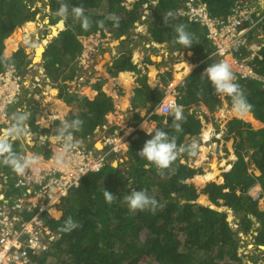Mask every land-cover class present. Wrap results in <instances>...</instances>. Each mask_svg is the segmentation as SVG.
Returning <instances> with one entry per match:
<instances>
[{
    "label": "trees",
    "instance_id": "obj_1",
    "mask_svg": "<svg viewBox=\"0 0 264 264\" xmlns=\"http://www.w3.org/2000/svg\"><path fill=\"white\" fill-rule=\"evenodd\" d=\"M152 1L154 5H151ZM201 1L206 2L213 16L224 18L235 0ZM61 2L69 6L66 20L58 15ZM143 4H148L149 17L154 19L147 28L150 40L166 43L171 51H191V62L200 63L177 89V104L183 106L186 117V121L182 123V131L176 132L171 127L173 117L169 113H150L163 97V89L149 87L145 84V76L139 78L140 88L134 92L135 97L130 104L132 109L147 107V114L150 113L148 118L155 124L154 129H162L169 136H174L179 147L190 146V141H186L185 136L198 141L202 128L199 115L191 108L202 104L209 112H213L221 103V98L217 97L211 82L206 77H201L211 64L207 57L213 51L212 45L205 38L206 30L182 18L173 17L172 12L179 6V0H135L131 9L124 6V0H49V24H55L63 18L65 27L43 51V72L49 81L56 82L58 75L65 68L71 67L72 73L63 81L71 80L77 73L75 63L82 50L80 38L98 31L103 34V29L113 33L117 39L128 34L135 22L140 21V8ZM73 6L83 7L91 22L88 30L83 29L81 23L72 18ZM38 12V7L32 9L31 0H0V74L10 65L21 73L31 63L23 47L15 51L18 41L9 42L7 53L12 50L14 52L10 56L6 55L7 57L3 55V45L16 28L33 20ZM109 14L119 17L118 27L113 21L106 19ZM164 17H168L167 25ZM100 21L104 23L101 25ZM33 24L28 22L27 26ZM179 24L185 25L186 30L193 35V45L190 48H183V45L175 42V26ZM244 55L245 52L237 57ZM259 55L261 58L254 57L251 64L257 76L264 80V45ZM130 59V49L121 52L108 68L109 75L114 77L119 72L129 70L138 72L137 66ZM166 75L170 78V72ZM120 76L122 82L129 83L125 73ZM261 79L237 77L236 82L252 107L245 113V117H234L227 123L223 139L232 140L235 159L229 170L221 173L223 183L210 182L202 190L215 208L198 204V192L192 183L187 182L192 175L201 174L202 170L192 168L181 160L186 161L197 152L194 155L181 152L172 169L161 175L154 166L145 169L147 161L138 153L151 136L136 130L135 136L129 138L124 156L109 153L101 169L86 173L79 181V187L70 188L66 197L56 206L61 212L58 218L44 213V224L59 237L49 241L48 249L35 257L31 264H243L238 256V248L241 246L239 233L248 236L255 232L253 244L257 247L264 245V210L258 208L259 198L264 197V127L254 129L250 126L264 125V88ZM61 81L57 84L58 98L68 106L76 105L78 108L76 113L70 112L65 119L71 121L79 117L83 120L82 130L76 132L75 137L88 139L106 124V114L114 109L112 98L99 85L96 88L97 94L90 100L86 96L69 92L67 88L64 90ZM226 100L232 106L231 98L226 96ZM23 104L24 101L20 100L21 107ZM12 109L13 105L8 107L9 111ZM26 109L31 113L28 123L32 132L56 137L61 120L53 121L51 130L44 129L35 123L36 107ZM141 120L142 118L137 123ZM2 126L4 125H0V129ZM203 130V135L207 138V128ZM111 131L112 129L109 130ZM24 145L35 149L36 154L44 157H49L52 153L50 142L37 148ZM13 147L22 153L26 149L19 140L13 142ZM113 159L122 161H118L117 166H112ZM249 166H253L258 175L249 171ZM13 173L10 167L0 166V174L7 176L8 181ZM255 185L260 187L258 197L248 193ZM13 186L10 185L5 192L7 197L20 192ZM105 189L116 196V201L111 205L105 202ZM133 189L145 190L148 195L155 197L163 205L162 210L157 209L154 214L150 211L131 212L123 197ZM227 210L235 216L238 224L235 230L228 220ZM69 216L82 227L71 233L58 231ZM255 222L258 223L256 228Z\"/></svg>",
    "mask_w": 264,
    "mask_h": 264
},
{
    "label": "built area",
    "instance_id": "obj_2",
    "mask_svg": "<svg viewBox=\"0 0 264 264\" xmlns=\"http://www.w3.org/2000/svg\"><path fill=\"white\" fill-rule=\"evenodd\" d=\"M147 7V4H144ZM258 0H235L224 18L213 16L206 2L201 0H179V6L172 12L174 18L203 27L206 30L205 38L213 47L207 57L209 61L226 60L239 78H258L253 70L251 61L264 45V31L261 41L257 45L252 43L254 31L264 21V14L259 13ZM255 15V16H254ZM142 16L141 19H144ZM245 55L237 57V55ZM259 57V56H258ZM31 69V64L27 66ZM44 77L42 70L32 75V86L40 84ZM41 78V79H40ZM24 79L17 68L10 65L0 74V125H10V111L25 85ZM262 87L264 88V80ZM177 85L169 81L164 87V97L156 105L160 114H168L170 103H177ZM47 120L59 119V116L50 112ZM136 129V128H135ZM129 135L121 130L107 132L102 135V147L84 145L80 142L73 153L75 160L70 168L57 167L55 154L59 151L58 142L53 143L49 157L36 154L25 149L26 154L36 155L41 161L40 171L28 177H20L15 173L7 176L0 174V264H31L33 259L49 247V241L59 237L44 224L43 215L52 216L54 206L66 197L72 187H76L85 173L97 172L92 169H101L109 153H122L126 150L125 141ZM207 139V138H206ZM205 140V139H203ZM208 140V139H207ZM79 141V140H78ZM125 147V148H124ZM30 174V173H29ZM18 188V194L7 197L5 192L10 185Z\"/></svg>",
    "mask_w": 264,
    "mask_h": 264
},
{
    "label": "rangeland",
    "instance_id": "obj_3",
    "mask_svg": "<svg viewBox=\"0 0 264 264\" xmlns=\"http://www.w3.org/2000/svg\"><path fill=\"white\" fill-rule=\"evenodd\" d=\"M31 1H32V9H34L35 7L39 8V12L36 15V17L33 20L28 21V22H33L34 24L32 26H27L28 22H26L23 25H21L20 27L16 28L9 35L8 39H6V42H4V45H3L4 46L3 47V55L5 57H7V56H10L14 52V50H12L11 52L7 53L9 50V42L18 41L17 47L15 48V51L19 47H23L25 49L26 54H28L27 59H31L30 64H31L32 70H28L27 67H25L24 70L21 72V76L24 79L23 81L25 82V85L23 86L16 102L13 103V109L10 111V114L12 116L13 113H15L19 110L28 111L26 109L27 107L35 106L37 109L36 114L39 113L41 115V117H45L44 119H46L47 115L50 114V110H49V108H47L46 104H45V106L40 105L41 101H43V100L38 95V93H40L41 90L45 91L44 88H47L49 86L50 89H49V87L47 89H49V91L51 89H54L55 92L51 93V94L49 92L48 95L55 96L59 92V88H58L57 84H59L58 82L60 80H62L60 84L61 85L64 84L65 86L63 85V87H64V90H66V88L68 87L67 85L70 84V82H68V81H70V79L65 80V81H63V80L65 78H67L72 73L73 69L71 67L65 68L64 71L60 75H58L56 82H51V81H49L48 78H46V75L43 72V68H42V54H43V52H41L39 59L35 60V50L39 46H42L41 51H44L47 44L56 37V35L58 34L59 31L64 29L65 21L62 18L60 21H58L55 24H49V19L47 17V15L49 14V5H48L49 0H31ZM129 1L130 2H128L127 0H124V6L127 9H131V7L133 5V1H135V0H132V1L129 0ZM153 2H150L151 5H154ZM258 2H259V7L261 4V8L259 9L260 11H258V12L261 13L262 11H264V0H258ZM147 6H148V4H147ZM140 11L142 12L141 18H142V16H145V18L144 19L140 18V21L137 20V22H135L134 27L128 32V34L121 36V38L117 39V38H115V36H112L110 34H106V32H107L106 29H103V34H101L98 31L97 33L92 34V35H90L84 39L81 37L80 42H81L82 50L84 49L82 41L86 42L88 38L93 39V41L91 40V41H88V43H85L87 46H90L88 50H90L92 52V55L89 53L87 54L88 60L90 59V61H91L93 58H95L94 56H96L95 59L98 58L101 61L99 62L98 60H94V59L92 61H94L95 63H96V61H98L100 63L99 65H102V67L106 68V67H109V65H108V61H109V57H110L109 54H111V52L114 50V48L118 47L119 52H120V50H121V52H123V51H126L128 49H130V51H131L132 46H130V45L132 42H134L133 44H135L137 46V48H143V44H145V42H149V40H150V36L147 33L146 28H148L154 22L153 21L154 19H151L149 17L150 16L149 7H145L144 4L140 8ZM93 12H94V10H93ZM262 20L260 23L261 26L258 28V30L254 31V34L252 36V43H255V45H257L259 40H261V35L263 32V26H264V21H262ZM17 32L20 33L19 39L16 37ZM24 35L27 36L25 39H24ZM91 46L93 48H91ZM120 46H121V48H120ZM151 49H152V47L148 48L147 51L145 52V55L150 56L149 58H152L153 60H156V61L159 60L160 56L157 57V59H156V55H157L156 53L158 52V50H157L158 48H156V49L153 48L155 51L151 50ZM159 49L168 50V47L166 44L162 43V45L159 46ZM82 50H81V53H82ZM156 50H157V52H156ZM94 53H95V55H94ZM106 53H108V54H106ZM182 53H183V56H185V58H189L192 55L190 53V51L189 52H182ZM106 55H108V56L105 57ZM80 57L81 56H79L77 58V60H79ZM169 58L171 60L172 57H169ZM216 62H217L216 59L211 60V64L216 63ZM71 66H72V64H71ZM91 67H92L91 69H93L92 64H91ZM40 69L42 70V72L44 74V77L42 78V80H40V85L42 86V89H41V87H38V86H36V87L32 86V75L38 74V71H40ZM75 69L78 72L74 76L77 77V75H78V78L82 77L81 72H80L81 71L80 67H79V69H77V66L75 65ZM91 69L88 68L87 73H85V75L83 76V79L81 78L82 79L81 84L86 85V87L89 86V81H90V77H91L90 75L93 74L92 72H90ZM188 70L189 69H186L185 72H188ZM180 76H181V74L177 73L173 77L174 81L177 82L178 80H181ZM45 79H47V81ZM93 83L94 82H92V84ZM46 84H48V86ZM78 90H79V88H78ZM116 90H117V88H116ZM46 92H48V91L46 90ZM217 97L219 98L218 95H217ZM20 100L24 101L23 107H21V105H20ZM17 102H19V103H17ZM220 102L221 103H219V105L216 106V109L213 112L209 113L210 118H209V120H206L207 123L205 122L206 124L210 123L211 127L203 126V129L207 128V131H208V135H207L208 140L206 139L207 141H205L204 143H202V138L204 137V135H203L204 130H201V134L199 137V143L200 144L198 143V145L201 146L200 148L202 150L201 152L203 153V155L201 156L202 157L201 163L199 162L197 164L199 167H195L196 165H194L191 158L188 160L189 161L188 164L194 166V168L202 170L201 174H197L195 177L190 178V180L188 179L189 183H192L195 186L196 192H198L197 203L201 204V205H210L211 204L210 201L208 200V195L204 194L202 191L204 189V187L207 184H209L210 182L217 183L219 175H221L222 172L228 171L230 166H231V163L234 160V158L232 156L233 155L232 154V140L231 139H228V140L223 139V135L225 133L224 127L226 126V128H227V123L231 119H233L234 117L235 118L236 117L243 118L246 116L245 113L240 114V113L235 112L233 110V107L230 104H228V102L226 100V96L221 98ZM191 109L195 110L196 112L201 111V107H199V106H193ZM75 110H76L75 106L73 108L71 107V110L68 111V113H70L71 111H75ZM53 112L56 113V111H53ZM36 114L34 116L35 121H36ZM202 114H205V113L202 111ZM57 120H61V119H57ZM11 121H12V119H10V121H9L10 125L12 124ZM52 122H53L52 119L48 120V122H45L43 120L41 121V119H39L38 121H36V124H43V125L47 124V126H51V128H52ZM245 123H248L250 125V123L247 121H245ZM10 125L2 126L0 131L1 132L6 131ZM250 126L254 129L264 127V125H262L260 127H254L252 125H250ZM219 129L223 130V132L220 134L221 137L217 136L219 133ZM32 135L34 137L33 138L34 144L31 147H34V146L36 147V141L40 140V138L36 134H32ZM203 139H205V138H203ZM42 140H43V142L40 141L41 145H46L48 142H50L51 144L57 142L55 138H53V137L48 138L46 136H44L42 138ZM76 140L78 141L79 139H76ZM129 140L130 139L125 141V145H127V147H128ZM213 140L214 141L217 140L218 142L214 143V142H212ZM19 141L25 147L24 144H26V141L23 139H20ZM79 142L83 143L84 145H87V144L91 145V147L95 146L96 148H101L102 147V134H100V133L96 134L94 132V134L89 139L79 140ZM25 148L29 151L34 150L33 148L32 149L27 148V147H25ZM206 150H208V151H206ZM20 151H22V149H20ZM122 156H124V153L119 155V157H122ZM118 161H119V159H113L112 160V166H117ZM1 165L2 164H0V166ZM249 171H252L256 175H258V172L254 169L253 166H249ZM207 174L212 175V176H210L209 179L205 180ZM255 187H257V185L250 188L248 193L255 195L254 193H256V190H257V189L254 190ZM258 188H260V187H258ZM53 208H54V211L52 210V216H53L52 218L56 219L60 216L61 213L58 212L59 210H58V208H56V205ZM258 208L262 211L264 210V197L259 198ZM218 209L222 210L223 208H218ZM227 212L229 214L228 220L230 221L232 228L234 230L237 229L238 224L236 223L235 216L233 215V213L230 210H227ZM256 227H258V223L255 222L254 228H256ZM241 239H242V245L238 251V253L240 254L241 262L243 264H264V249L257 248L253 244V235L251 234L248 236H244ZM244 244L249 245V247H247L245 249ZM263 248H264V246H263ZM242 249H244V250H242ZM254 260H256V261H254Z\"/></svg>",
    "mask_w": 264,
    "mask_h": 264
},
{
    "label": "clouds",
    "instance_id": "obj_4",
    "mask_svg": "<svg viewBox=\"0 0 264 264\" xmlns=\"http://www.w3.org/2000/svg\"><path fill=\"white\" fill-rule=\"evenodd\" d=\"M58 15L66 20L69 16V6L61 2L58 8ZM71 15L74 20H77L81 23L83 29L88 30L91 27V22L85 15L82 6H73L71 9ZM170 15L171 14H169V16ZM106 19L113 21L115 26H119V17H117L115 14H109ZM167 20L168 17H164V23L166 25ZM99 23L102 25L104 21H100ZM175 32L177 34L174 38L175 42L183 45V48H190L193 45V35L186 30L185 25H176ZM259 51L255 57L260 59L261 56L259 55ZM199 63L200 62L196 63L195 67H197ZM190 72L191 66L189 67V73ZM201 77H206L207 80L211 82L214 91L219 96V98H223L225 96L231 98L232 107L235 112L243 114L251 109L252 106L248 102L243 89L236 82L237 77L232 69V66L226 60H221L206 67ZM154 110L155 107L150 113H154ZM168 110L169 114L173 117L171 127L176 132L182 131V123L186 121L183 106L173 102L169 104ZM148 117L149 116H147L144 121L149 120ZM11 119L13 123L8 127V129L6 131L0 132V164L10 167L11 170L20 177H28L33 174H38L41 170V161L39 158L33 154L17 152L13 147V142L20 139L25 140L29 147L34 144V137L31 133L30 125L28 123V121L31 119V113L28 111L19 110L12 114ZM83 123V120H81L79 117L71 121L67 119L61 120L60 125L57 127L55 137L56 141L60 145L59 151L55 154V164L57 167L70 168L72 166L75 160L73 153L80 144V142L76 140L75 133L82 130ZM141 127L146 130L145 133L151 136V139H148L144 143L142 150H140L138 153L140 157L147 161V163L144 165L145 169L149 168L150 166H154L161 175H164L166 170L172 169V165L177 161L181 152H190L194 155L198 150V143H192L190 146L179 147L176 143V138L174 136H169L164 130L158 128H149L145 125V123H143ZM135 130L139 129L136 128ZM131 131L132 129H128L126 135ZM130 137H132V134L129 135L128 139ZM40 141L43 142L42 136H40ZM122 153L116 154L120 155ZM92 171H98V169H92ZM81 173L77 174L78 181H80ZM76 186L79 187V183H77ZM259 194L260 192L252 196L258 197ZM103 196L105 202L108 205H111L116 201V196L113 194V192L107 191L106 189L103 192ZM123 200L127 204L129 210L133 213L137 211H150L154 214L157 209L162 210L163 208V205L160 204L155 197L148 195L145 190L133 189L130 194L128 193L123 197ZM209 206L215 208L211 204ZM80 227H82V225L69 216L64 221L63 225L58 229V231L62 233H71ZM255 234V232L252 233L253 236ZM243 237L244 235L239 233L241 245V238ZM263 246L264 245L256 247L263 249ZM247 247H249V245L244 244V248L246 249ZM239 248H241V246ZM238 256H240L239 253Z\"/></svg>",
    "mask_w": 264,
    "mask_h": 264
},
{
    "label": "crops",
    "instance_id": "obj_5",
    "mask_svg": "<svg viewBox=\"0 0 264 264\" xmlns=\"http://www.w3.org/2000/svg\"><path fill=\"white\" fill-rule=\"evenodd\" d=\"M127 1L130 2L129 0H127ZM260 8H261V4H260L259 9ZM106 34H110L112 36H115L113 33L108 32V31L106 32ZM82 38L84 39L86 37H82ZM91 40L93 41V39L88 38L86 42L82 41L84 49L82 50V53L80 55L81 57L79 58V60H76V63H75V65L77 66V69H79V67H80V70H81L80 72H81L82 77L78 78V75H77V77L74 76L70 81H68V82H70V84L67 85L68 86L67 89L71 93H77V94L86 96V97H88V99L92 100L95 97V95L97 94L96 88L100 85L101 90L107 96H110L112 98V101L114 104V109H113V111L106 114V118H107L106 124L104 126H102L101 128L97 129L95 131V133L96 134L100 133L103 135L112 129V131H116V130L120 131L121 130L126 135V133L128 132V129H132V131L130 133H128L127 135L133 134L132 137H134L135 136L134 132L136 131L135 128H137L143 132H146V130H144L141 127V125L143 123H145V125L148 126L149 128L154 129V127H155L154 122H152L151 120H145L144 121V119L147 116H149V113L147 114L148 108L142 107V108L132 109L131 104H130L133 97H135L134 92L138 88H140L141 83L139 81V78L141 76H145V79H146L145 84H147L151 88L152 87H158V88L164 89L166 84L169 81H172L173 84L177 85L176 88L178 89L179 85H182L184 79L190 74L189 70H188V72H185V70L189 69L188 67L191 66V71H192L194 69V67L196 66V63H192L190 60V57L185 58V56H183V53H182L184 51H181V52H179V51L177 52L176 50L171 51L168 46H167L168 50L159 49V46L162 45V43H156V42H153L152 40H149V42H145V44H143V48H137V46L135 44H133L134 42H132L130 45V46H132L131 47L132 52H131L130 62L133 65L135 64L137 66L138 72H135L133 70L122 71V72H119L116 76L112 77L108 73V68L112 65L114 59L120 55L121 50L119 52L118 47L114 48V50L111 52V54H109L110 55L109 61H108L109 67L104 68V67H102V65H99L100 64L99 62L101 60H99L98 58L95 59L96 56H94L95 58H93V59L98 60L99 62L96 61V63H95L94 61H92L93 59L91 61H90V59L88 60L87 54L89 53L92 55V52L90 50H88L90 46H87L85 43H88V41H91ZM163 44H166V43H163ZM150 47H152L151 50H154L153 48H155V49L158 48L157 49L158 52L156 50V52H157L156 53L157 54L156 59H157V57L160 56L159 60H157V61L153 60L152 58H149L150 56L145 55V52ZM91 48H93V47L91 46ZM120 48H121V46H120ZM187 52H189V51H187ZM191 54H192V52H191ZM94 55H95V53H94ZM169 57H172L171 60ZM91 64H92L94 70L91 69L92 68ZM88 68L91 69L90 72H92L93 74L90 75L91 77L89 76L90 77L89 86L86 87V85L81 84V83H82L83 76L85 75V73H87ZM167 72H170V78L167 77V75H166ZM122 73L126 74V78H128V80H129L128 84H125L124 82H122V78L120 76V74H122ZM177 73L181 74V76H180L181 80H178L177 82H175L173 77ZM45 80L47 81V79H45ZM92 82H94V83L92 84ZM46 85L48 86V84H46ZM38 87H41V89H42V86L40 84L38 85ZM47 88H44L45 91L41 90L40 93H38V95L43 100V101H41L40 105L45 106V104H46L47 108H49L50 112L56 111L57 115L59 116V119H61V120L65 119L67 117V115H69L68 111H70L71 107L73 108L74 105L68 106L66 103H64L61 99L58 98V94H56L55 96L48 95L50 87H49V89H47ZM78 88H79V90H78ZM116 88H117V90H116ZM46 90L48 92H46ZM198 106L201 107V111L199 110L200 112H197V114L199 115V118L201 119V125H202L201 130H203V126L211 127L210 123L206 124L207 123L206 120H209V118H210V114H209L210 112L206 109V107L204 105L201 104ZM75 107H76V105H75ZM77 109L78 108L76 107V110L71 111V112L76 113ZM202 111L205 114H202ZM154 113L160 114L157 110ZM44 118L45 117H41V115L39 113L36 114V121L41 119V121L43 120L45 122H48V120H46ZM140 118H142V120L137 123V121ZM36 121H35V123H36ZM53 121H55V120H53ZM39 125L41 128H44V129H48V128H49V130L52 129L51 126H47V124H44V125L39 124ZM224 129L226 131V129H227L226 126L224 127ZM222 132H223V130L219 129V133L217 136L221 137L220 134ZM31 133L36 134L37 136H39V138H40V136H42V138L45 136V135L43 136V134H41V133L38 134V133L32 132V130H31ZM186 137L187 136H185V140L186 141L189 140L190 144L199 143V140L196 141V140H193L192 138L188 139ZM203 138H205V137H203ZM203 138H202V143L207 141V140H203ZM79 140H81V139H79ZM215 141H212V142L217 143ZM40 145H41L40 140L36 141V147L35 148L39 147ZM200 147L201 146L199 145V148L197 150V154L195 156L188 157L186 161H184L183 159L181 161L185 162L188 166L194 168V166L188 164V162H189L188 160L191 158L194 165H196L195 167H199L197 164L199 162L201 163V159H202L201 156L203 155ZM33 151L35 152V149ZM206 151H208V150H206ZM35 153H37V152H35ZM38 153H40V152H38ZM232 154H233V152H232ZM232 156L234 158V155H232ZM116 157H118V156H116ZM119 161H122V160L119 159ZM196 175H192L191 178L195 177ZM219 178H221L222 180H218L217 183H223V178L221 175H219ZM187 182L189 183L188 180H187ZM258 187L259 186L257 185V187L254 188V190L257 189L256 193L260 192V188H258ZM256 193H254V194H256ZM251 195H253V194H251ZM58 212H60V211H58Z\"/></svg>",
    "mask_w": 264,
    "mask_h": 264
},
{
    "label": "bare ground",
    "instance_id": "obj_6",
    "mask_svg": "<svg viewBox=\"0 0 264 264\" xmlns=\"http://www.w3.org/2000/svg\"><path fill=\"white\" fill-rule=\"evenodd\" d=\"M16 37H17L18 39L20 38V33H19V32L16 33ZM26 37H27V36L24 35V39H25ZM41 48H42V46H39V47L35 50V60H38V59H39V56H40V54H41V52H42V51H41V50H42ZM190 53H191V52H190ZM106 54H108V53H106ZM107 56H108V55H106L105 57H107ZM49 92H50V94H51V93H54L55 90H54V89H51ZM232 159H233V158H232ZM210 176H212V175L207 174L205 180L209 179ZM199 178H200V177H199ZM202 179H203V178H202ZM263 249H264V248H263Z\"/></svg>",
    "mask_w": 264,
    "mask_h": 264
},
{
    "label": "water",
    "instance_id": "obj_7",
    "mask_svg": "<svg viewBox=\"0 0 264 264\" xmlns=\"http://www.w3.org/2000/svg\"><path fill=\"white\" fill-rule=\"evenodd\" d=\"M43 52V51H42Z\"/></svg>",
    "mask_w": 264,
    "mask_h": 264
}]
</instances>
